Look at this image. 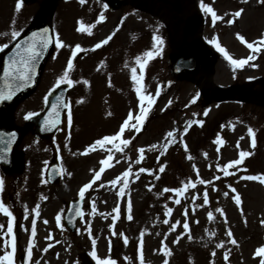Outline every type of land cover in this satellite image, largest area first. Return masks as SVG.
<instances>
[{"label": "rangeland", "instance_id": "obj_1", "mask_svg": "<svg viewBox=\"0 0 264 264\" xmlns=\"http://www.w3.org/2000/svg\"><path fill=\"white\" fill-rule=\"evenodd\" d=\"M44 1L32 0L27 5L21 2V9L16 11V0H0V33L27 27L39 14ZM152 1L155 2L145 5L150 13L126 5L110 13L101 24L95 23V16L102 14V5L97 2L96 10L91 7V0H85L84 4L79 0H59L49 16L55 40L58 37L65 46L57 49L54 43L37 86L13 104L15 122L23 125L24 117L40 107L45 87L63 76L76 45L87 54L68 70V78L73 81L68 91L71 124L68 109L57 133L39 141L22 126L13 171L7 174L0 168V202L14 217L13 237H9L8 218L0 214V255L13 252V264H25L24 256L29 252L28 264H84L85 253L96 264L89 254L93 251L97 259L108 258L115 264H163L165 259L168 264H262L264 261V256L257 253V249L264 248V184L259 179H240L247 175L264 177V105L237 97L219 102L207 94L199 74L182 79L173 76L168 58L180 50V37L177 34L170 38L169 26H164L163 18L172 11V18L183 24L191 14L197 13L202 16L198 31L215 50L214 45L219 44L231 59L254 57L243 66H236L216 50L212 80L215 85L226 87L234 80L247 82L257 75L264 76V45L259 43L264 33V0ZM201 3L211 7L221 19L213 22L212 15L201 9ZM240 9L241 15L234 17L232 14ZM92 18L97 28L105 25V29L97 32L90 29L91 34L76 31L81 26L77 21L87 28ZM228 20L233 22L229 24ZM113 26L118 33L111 32L108 43L95 48L109 36ZM128 31L132 34H127ZM237 34L244 38L245 44L240 43ZM153 35L162 42L155 47ZM12 41L8 35H0V46ZM254 41L258 51L246 46ZM149 51L153 54L150 59L144 56ZM137 57L143 58L141 62L147 60L142 75L139 65L136 67ZM133 69L140 80L138 85L132 80ZM136 87H140L141 95L153 98L146 119L139 125L140 131L126 126L121 134V139L129 140L126 147L115 141V146H97L81 155L95 140L114 135L126 113L139 114L141 105ZM78 100L82 102L77 103ZM248 128L253 130L252 137L247 134ZM170 131L173 137L167 138ZM218 135L220 140L213 143ZM168 139L174 142L165 149ZM152 145L156 148H151ZM240 151L250 155L243 159L239 171L230 168V175L224 176L220 169L239 159ZM54 156L59 158L63 175L59 184L51 187L44 184V172ZM100 160L108 163L100 165ZM161 165L163 172L159 170ZM101 167L104 171L87 189L83 215L75 232L70 233L62 220L64 204L85 183L93 181L94 172ZM140 168L145 171L140 172ZM126 170L130 173L127 179L112 185L111 181ZM201 180L205 183H200ZM188 182L194 187H186ZM182 187L185 191L178 196L175 190ZM121 188L124 191L117 195ZM234 196L239 198V206ZM33 208H37L38 215L32 213ZM114 208L118 211L113 212ZM216 208L224 215L217 213ZM168 209L171 212L165 215ZM209 212L212 220L208 219ZM57 214L61 217L59 227ZM129 214L131 220L127 219ZM185 221L189 225L187 233L183 231ZM173 224L175 230L170 231ZM228 232L235 244L229 242ZM29 237L33 243L31 249H28ZM124 238L128 241L126 245ZM13 240L14 250L8 246ZM161 241L165 252L171 255L165 256L160 251ZM218 243L223 246L217 248Z\"/></svg>", "mask_w": 264, "mask_h": 264}, {"label": "snow or ice", "instance_id": "obj_2", "mask_svg": "<svg viewBox=\"0 0 264 264\" xmlns=\"http://www.w3.org/2000/svg\"><path fill=\"white\" fill-rule=\"evenodd\" d=\"M243 2H246V0H243ZM258 2H261V0H258ZM80 4H84L85 0H79ZM21 0H16V5H15V10L19 11L21 9ZM201 9L203 11H205L206 13H209L212 15V19L213 22H215L218 19H221V17L217 16L213 9L211 7H206L203 3H201ZM243 10L240 9L238 11H236L235 13H233L232 15L236 18H238L241 15V12ZM103 18L101 17L100 20H102ZM99 22V21H98ZM233 21L232 20H228V23L231 24ZM14 23V22H13ZM78 24H80V27L76 28L77 32H84V31H88V34H91L90 29L92 27H94V25H89L87 28H85L82 24L81 21H77ZM0 35H8L10 37L11 40H16L17 37L20 36V31L18 30H12L10 33H0ZM236 38L240 41L241 44H245V40L243 37H241L239 34H237ZM111 39V36H108L107 38H105L104 40L100 41L99 43H97L95 45V48H99L101 47V45L103 44H107L108 40ZM153 40V47H155L157 44L162 43L159 40V37L153 35L152 37ZM52 39L47 35V29H41L40 33H36L33 32L31 34V36L25 38L24 40H21L19 43H17L15 45V48L13 49V56L11 57L10 60H5L4 62V66H3V76L0 77V79L4 80L6 83V87H7V91H0V101H6V100H10L12 98V96L15 94V91H19L21 90L24 86L28 85V81L31 78V75L34 73V69L32 67L33 63L35 62V60L37 59L39 52L42 48H47L49 43H52ZM257 42L254 41L252 43H247L246 46L248 49L253 50V51H258V48H254V44H256ZM259 43L261 45H264V33H261L260 39H259ZM65 45H63V42L59 40V38L57 37L55 40V47L57 49H60L61 47H64ZM216 47V50L220 53H222L224 55V58L226 60H229L230 63L236 65V66H243L244 64L248 63L249 59H253L254 57L249 56L248 59H241V60H235V59H231L228 54L225 52V49H223L222 47L219 46V44H215L214 45ZM8 45L4 44L2 46H0V51H2L4 48H7ZM78 51H83V49H80L79 45H76L74 49L71 50V57H75L77 55ZM152 52L149 51L147 53L144 54L145 57L147 58H151L152 57ZM69 58L67 61V68L63 74V76L57 81L58 84H63V83H67V85L69 87L72 86L73 81L71 79L68 78L69 76V69L72 68L73 66V61L72 58ZM137 63L139 65L140 68V72L141 75L143 74V69H144V65L147 62V60H143L142 61V57H137ZM132 80L134 82V84H139L140 80L138 78V76L136 75V70L133 69V75H132ZM85 84L87 83L86 81L84 82ZM135 91L137 93V97L138 100L140 101V107H139V114L133 116V113L131 111H129L127 117L123 120V122L119 125V129L118 131L112 135V136H104L100 139H97L93 142L92 145H90L88 148H85L84 152L81 153V155H85L87 154L90 150H95L97 146H99L100 148H104L105 145L107 144H112L114 145L115 141H119L121 145L123 146H127L129 144V140L127 139H121V134L125 132L126 130V126H128L129 130H134L136 132L140 131V127L139 125L146 119L148 112L150 111V105L153 103V98H151L150 96H146V95H141V89L140 87H136ZM158 94V91H157ZM82 101L78 100L77 103H81ZM58 104H62L63 107L65 108H69V105L67 103H63L62 102V98L58 97L57 101L54 103L53 105V113H55V109L57 107ZM163 110V109H162ZM36 115L35 113H29L28 115H26L24 118L27 120L29 119L31 116ZM47 123H50L54 126V124L56 123V121L51 120V121H47ZM131 122V123H130ZM68 123L69 125L71 124V114H70V109H69V116H68ZM186 130V129H185ZM174 131V130H173ZM173 131H170L166 134L167 138H171L173 137ZM247 134L249 137H252L254 135L253 130L251 128H248L247 130ZM241 139H243V137H241ZM220 140L219 135L217 136L216 141H214L213 143H217ZM174 141L171 139H168V143H166L164 145L165 149L168 147L169 143H173ZM251 146H254L251 145ZM151 148L155 149L156 145H152ZM138 151L143 152V149H139ZM185 151H187V149H185ZM163 154V153H161ZM250 153L246 152V151H240L239 152V159H235L230 161L229 163H226L223 165V167L220 169L224 176H228L230 175L228 169L230 168H236L237 171L240 170L239 166L241 165L242 161L244 158H246L247 156H249ZM139 161H137L138 163ZM100 165H104L106 163H108L107 160H100L99 161ZM161 172L164 171V167L163 165L160 166L159 169ZM104 171L103 167H101V169L99 171H95L94 175H93V181H90L89 183H85L80 189H79V195L81 197L84 196V193L87 189H89L90 184L92 182H94L95 180H98L101 172ZM140 172H144L145 169L144 168H140L139 169ZM129 171H124L120 176H117L115 179H113L111 181L112 185H116L117 181H123L126 180L127 177L129 176ZM151 174V173H149ZM234 174V173H231ZM69 175H71L69 173ZM241 180H248V181H255L257 179H259V182L261 184H264V177H257L255 175H247V176H241L240 177ZM183 183V182H182ZM200 183H205V181L201 180ZM210 183V182H208ZM0 185H2V181H0ZM186 187H194V185L191 182H188ZM124 191V188L120 189V192L117 193V195H120L122 192ZM164 191H169V189H164ZM185 191V188H178L175 190L176 194L179 196L181 193H183ZM213 191H215V189L213 188ZM234 191V190H233ZM225 195H227V193H225ZM42 199L44 197H41ZM193 199H195V197H193ZM233 199L235 200V203L237 206L240 205V200L237 197H233ZM179 202V201H177ZM208 203V197H207V193L204 194V204L206 205ZM38 207V206H37ZM32 213H34L35 215H38L37 212V208H33ZM93 211H95V209L93 208ZM118 210L116 208L113 209V212H117ZM128 211L130 212V206ZM215 211L217 213H220L221 216H223V212L221 211L220 208H216ZM171 212V209H168V212L165 213V215H168V213ZM0 214L5 215L8 218V222H7V235L9 237H13V220L14 217L12 216V213L8 210V208L2 203L0 202ZM79 214V213H78ZM56 223L57 226H60V220L61 217L59 214H57L56 216ZM116 217H113V220H115ZM127 219L131 220L132 217L129 214L127 216ZM208 219L212 220L213 219V215L211 212L208 213ZM45 223H47L45 221ZM164 223H168L167 220L164 221ZM35 224V219H33V225ZM262 224H264V221H262ZM2 227V226H0ZM175 225H171L170 231L175 230ZM111 228V226H110ZM87 231V229H86ZM183 231L184 233H187L189 231V225L188 222L185 221V223L183 224ZM33 234H34V230H33ZM115 234V233H113ZM141 235H143V231L141 232ZM228 237H229V242L235 244V240L231 239V233L228 232L227 233ZM121 238H123V233H120ZM179 239V237H177V240ZM123 242L125 243V245L128 243L127 239L124 238ZM28 249H31L33 246L32 243V238L29 237L28 239ZM173 243H176V241L174 240ZM93 245H95V241H93ZM13 247L14 250V240L13 241H9V245ZM223 245L218 243L216 244L217 248H221ZM141 247H142V241L140 242V244L138 245V258H139V254L141 251ZM47 249H45L46 251ZM160 251L162 253L165 254V256H169L171 255L170 252H165V246H164V242L161 241V249ZM257 253L260 256H264V248H259L257 249ZM92 258L94 260H96V264H115V261L105 258L103 260H99L97 259L95 252H91L89 253ZM212 255H214V253H212ZM30 258V252L29 254H26L24 256V262L25 264H28ZM225 260L227 261V255H225ZM0 262H3V264H13V252L10 251H5L4 255H0ZM163 264H168V260L165 259ZM262 264H264V261H262Z\"/></svg>", "mask_w": 264, "mask_h": 264}, {"label": "water", "instance_id": "obj_3", "mask_svg": "<svg viewBox=\"0 0 264 264\" xmlns=\"http://www.w3.org/2000/svg\"><path fill=\"white\" fill-rule=\"evenodd\" d=\"M55 0H49L47 4L43 8V12L38 19L35 27L21 35V37L15 42V44L12 46L10 50H8L2 58V70L0 72V77L3 76V66L5 60H10L13 56V49L15 48V45L19 43L21 40H24L25 38L31 36L33 32L40 33L41 29H47V35L51 38V31L50 28L44 23V18L46 15H48L53 8ZM52 39V38H51ZM52 43H49L47 48H42L39 52V55L35 62L33 63L32 67L34 69V73L31 75L30 80L28 81V84H33L39 69L42 65L43 59L51 46ZM211 60V52L207 50L206 46L199 40L196 39L191 43V50L188 51L185 54H179L173 57L171 60V66L174 72L181 76L185 73L191 72L193 70H196L198 67L202 65H209ZM25 87V86H24ZM24 87L19 90L15 91V94L12 96L10 100L6 101H0V111H2L12 99H15L18 95L21 94ZM67 90V86L64 85H58L54 90H52L46 100V106L44 108V111L42 114L37 115L35 118H33L32 121H30L31 124L35 125L34 132L35 133H48L52 132L54 130L55 124L58 122L60 115L64 109L62 104H58L55 113H53V105L57 101V98H62V102L64 103L65 100V93ZM0 91H7L6 83L4 80L0 79ZM47 121L54 120L56 123L54 126L50 123H47ZM17 137L16 131H3L0 130V163L4 164L6 168H10L12 165V161L10 159V151L13 146V143ZM78 213V212H77ZM77 215V214H76ZM73 215L67 216L65 218L67 224L69 227L72 228L73 224Z\"/></svg>", "mask_w": 264, "mask_h": 264}]
</instances>
